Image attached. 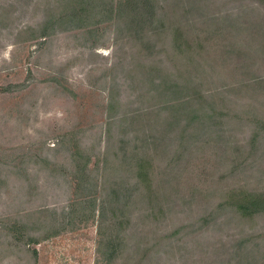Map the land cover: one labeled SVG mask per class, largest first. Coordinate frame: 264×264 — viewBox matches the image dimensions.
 Masks as SVG:
<instances>
[{
    "label": "rangeland",
    "instance_id": "1",
    "mask_svg": "<svg viewBox=\"0 0 264 264\" xmlns=\"http://www.w3.org/2000/svg\"><path fill=\"white\" fill-rule=\"evenodd\" d=\"M64 2L0 0V264H264V212L218 207L231 190L264 191V141L250 149L247 121L264 125V111H246L250 92L228 96L223 138L190 144L174 165L152 160L165 182L156 202L135 193L124 231L99 215L122 171L104 167L151 103L133 66L168 73L172 50L167 38L138 51L113 13L60 24ZM217 2L236 13L255 0Z\"/></svg>",
    "mask_w": 264,
    "mask_h": 264
},
{
    "label": "trees",
    "instance_id": "2",
    "mask_svg": "<svg viewBox=\"0 0 264 264\" xmlns=\"http://www.w3.org/2000/svg\"><path fill=\"white\" fill-rule=\"evenodd\" d=\"M217 1L66 0L61 6L63 11L70 7L72 13L61 16L56 21L60 24L77 25L80 15L91 11L102 16L113 13L116 31H125L138 51L147 53L156 41L164 47L167 38L172 50L168 73L163 74L153 64H135L132 69L138 75V84L146 85L139 96L151 103L147 109L133 113V134L120 142L117 153H111V169L104 167L108 172L122 170L110 175L107 204L101 203L99 211L102 217L108 213L106 221L116 232L124 231L128 206L142 197L135 193L154 195L156 202L158 194L152 187L165 182L161 170L155 169L159 156L168 159L166 166L174 165L190 144L223 138L227 121L223 112L232 103L231 95L250 92L246 111L259 106L264 111V100L259 101L264 95V9L259 10L264 0H255L249 12L241 9L236 13L223 9ZM126 116L123 113L120 121ZM247 121L253 125L248 137L253 151L264 141V125L261 120L259 125L254 116ZM107 132L106 141L110 139ZM172 139L173 152L168 148ZM110 151L106 148L105 156ZM154 158L156 161H152ZM220 198L218 207L227 206L241 217L264 212V191L231 190Z\"/></svg>",
    "mask_w": 264,
    "mask_h": 264
}]
</instances>
